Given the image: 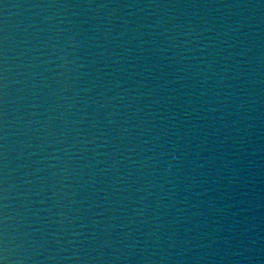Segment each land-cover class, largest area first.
<instances>
[{
    "label": "water",
    "instance_id": "water-1",
    "mask_svg": "<svg viewBox=\"0 0 264 264\" xmlns=\"http://www.w3.org/2000/svg\"><path fill=\"white\" fill-rule=\"evenodd\" d=\"M2 264H264V0H0Z\"/></svg>",
    "mask_w": 264,
    "mask_h": 264
},
{
    "label": "snow or ice",
    "instance_id": "snow-or-ice-1",
    "mask_svg": "<svg viewBox=\"0 0 264 264\" xmlns=\"http://www.w3.org/2000/svg\"><path fill=\"white\" fill-rule=\"evenodd\" d=\"M0 264H2V261H0Z\"/></svg>",
    "mask_w": 264,
    "mask_h": 264
}]
</instances>
